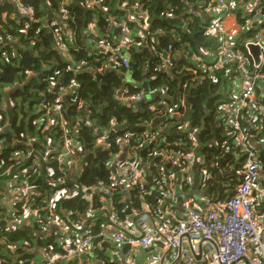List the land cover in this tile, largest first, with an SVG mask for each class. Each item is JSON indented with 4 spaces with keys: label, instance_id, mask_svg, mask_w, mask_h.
<instances>
[{
    "label": "built area",
    "instance_id": "1",
    "mask_svg": "<svg viewBox=\"0 0 264 264\" xmlns=\"http://www.w3.org/2000/svg\"><path fill=\"white\" fill-rule=\"evenodd\" d=\"M7 1L0 0V4ZM55 1L57 8L54 9L49 4L50 13L46 11L44 13L47 23L44 22L42 27L47 32L54 29V46L69 62L70 49L74 50L79 46L67 25V9L73 5L93 13L88 17L81 35L83 47L88 51L105 54L127 69L131 63L126 52L146 43L149 28L146 4L149 0L118 1L113 6L116 11L124 12V18L105 17L109 25L106 31H102L96 17L97 11L107 10L109 3L106 0H83L82 3L77 0ZM10 3L18 11L19 18L33 23L38 22L34 10L23 5L20 0H10ZM235 6L232 0H210V3L205 5L202 12L208 14L206 34L210 40L214 38L217 48L212 50L215 52L214 57L211 52L203 53V57L212 58L207 63H204L200 57L193 56V60L200 63L199 68L206 72L208 80L215 81L214 74L221 69H225L230 74L222 90L228 100L219 106L222 112V126L227 129L226 142L232 141L234 147L232 157L238 160L236 163L238 166L233 167L230 175L225 174L224 177L225 180L233 177L237 179L230 196L222 201L204 196L198 204L188 200V194H177L178 189L175 190L173 183L178 187L192 190L195 180L194 164H201V168L197 170V180L203 190L207 187L208 178L215 180L218 174L222 173L220 166H217V159L206 164L196 156L197 130L192 129L187 132L190 147L185 152L183 148L178 151L165 149L158 143L157 135L156 137L149 134L141 136L127 132L121 140H116L117 152L110 160L112 177L114 180L121 178L120 180L126 181L123 183L128 186L150 178V182H146L150 184L149 193L158 194L156 198L161 209L152 212L147 210V205L144 204V212L130 209L128 214L126 206L125 211L120 212L126 217L118 220V212L108 199L111 191L98 181L92 187L83 189L82 198L90 202L92 195H99V201L103 204L100 212L109 214L111 224L102 225L97 238L89 231L77 236L70 235L66 223L56 215L55 207L59 200L70 195L66 183L67 173L84 164L89 153L69 133L78 130L80 123H83L93 133L96 148L100 152H107L110 145L106 141V134L111 133L113 124L103 130L89 119L91 115L89 108L86 109V103L79 99L80 93L74 81L60 87L52 83L45 89L31 115L40 134L44 135L53 130L61 133L63 139L59 146L54 145L52 140L46 141L44 151L36 152L34 145H38L37 138H30L25 142L14 140L8 148L22 146L25 150L11 154L7 161L1 156L4 146L0 141V169L7 166L0 170V225H4V233L13 236L25 225L38 224L43 234L49 231L48 234L64 236L61 255L49 253L40 255L45 264L67 262L74 257L85 256L91 243L96 239L98 240L96 244L100 243L97 247L100 253H105L110 247H128L125 264H138L139 251L148 253L146 255L148 264H264V211H262L264 174L260 176L262 162L259 159L260 152L264 154V29L261 28V22L257 18L262 8L245 9L246 16L252 19L250 29L253 35L244 43L243 49L237 50L233 40V37H237V31L230 34L225 23L233 18L236 25ZM202 12L199 6H194L187 8L185 14L189 15L190 19L205 18L206 15ZM2 15H6V12ZM178 20L182 27L181 19ZM187 24L188 22L185 26ZM27 26L26 24L23 27L22 33ZM155 34L157 36L154 40H157L158 36L164 35V32L158 28ZM1 44L3 43L0 34V46ZM251 46L258 48L257 61L249 50ZM179 54L172 45H168L165 51L158 53L157 58L163 68H168ZM187 54L186 51L182 55L187 56ZM82 65L81 62H72L68 70L76 73ZM12 89L13 86L5 91L9 93ZM155 93L158 95V101L155 105L150 104L148 111L155 113L156 116L171 117L178 114L176 106L165 105L164 90L160 89ZM143 97L144 92L140 91L131 99L140 103ZM68 99H71L72 103H69ZM118 99L119 103L127 104V98L122 96ZM70 108L77 114L75 121L66 119ZM0 111L10 112V103L6 101ZM82 113L84 120L79 116ZM10 116L12 115L9 114V123L12 122ZM1 117L0 115V124ZM6 126V124L0 125V136L5 133ZM129 139H132V142L127 143ZM149 143H156L163 149L158 151L157 146L150 148ZM142 150H145L144 153L152 159L142 160L138 155ZM122 155L124 156L121 157ZM155 157L160 158L159 164L152 161ZM43 163L46 164L45 168H42ZM160 164L163 166L160 167ZM168 165L172 170H168ZM13 166L14 174L9 177ZM153 169L162 174L160 181L150 176ZM215 169L217 172L213 171ZM42 171L45 174L48 190L44 194H38L36 188L30 184V174L31 172L32 175L40 174ZM178 174L179 184H177ZM167 203L173 208L179 206L178 214L163 209ZM41 212L47 213L43 219L39 215ZM88 214L93 215L91 210ZM78 225L79 223L75 224L76 228H79ZM107 226L113 229V233L104 231ZM130 229L133 232H130ZM6 240L3 237L1 242L5 243Z\"/></svg>",
    "mask_w": 264,
    "mask_h": 264
},
{
    "label": "trees",
    "instance_id": "2",
    "mask_svg": "<svg viewBox=\"0 0 264 264\" xmlns=\"http://www.w3.org/2000/svg\"><path fill=\"white\" fill-rule=\"evenodd\" d=\"M20 1L23 5L34 10L38 22L33 23L22 18L10 19L14 15L13 7H8L7 10L0 9V31L6 39V43L0 46V108L6 101L10 103V112L0 111L2 116L0 125H7L4 128L5 133L0 136V141L4 146L1 154L2 158L8 161L11 154L25 150L22 146L8 148L14 143V140L25 142L30 138H37L38 145H34L36 152L44 151L43 147L46 141L52 140L54 145L59 146L63 139L61 133L58 130H53L44 135L40 134L31 115L34 107L41 100L45 89L52 83H56L60 87L74 81L78 86L77 91L80 93L79 99L86 103V109L89 108L91 114L89 119L103 130L113 124L111 133L106 134V141L110 145L107 152H100L96 148L94 135L85 124L80 123L78 130L69 133L89 153L84 164L78 169L67 173L66 183L70 195L59 200L55 207L56 215L66 223L70 235L77 236L89 231L97 238L101 226L111 224L109 214L100 212L103 204L99 201V195H92L90 202L82 198L83 189L92 187L98 181H101L111 191L108 199L118 212V220H123L126 217L125 214L120 213L126 209L123 193L127 195L132 210L142 213L145 211L144 204L147 205V210L152 212L161 209L158 199L149 193L148 184L136 183L129 186V190L124 192L118 185H115V180L112 177L110 160L117 152L116 140H121L127 132L141 136L145 130L149 133L154 132V129L148 131V124L156 118L153 112L148 111L144 106H138L139 103L131 99V97L142 91L140 88L130 87L125 94L121 91L126 86L124 82L126 75H129L136 82L141 81L143 77L147 78L149 88L153 92L160 89L164 90V103L166 106H176L178 115L182 114V119L188 117L190 130L195 129L198 131V148L195 154L204 163L208 164L214 159L221 158L226 152L232 154L234 147L231 140L226 142L227 129L222 126V112L219 110L221 103L228 100L223 95L222 90L230 74L225 69H221L214 74L215 81L208 80L206 72L199 68L200 63L193 60V56H197L204 63H207L209 60L207 57H203V53L217 48L216 42L213 41L214 38L210 40L206 34L208 14L202 12L205 5L210 3V0H149L146 4L149 15L146 43L139 48H131L126 52L131 63L127 69L122 67L120 62L112 61L109 56L90 52L83 47L84 43L81 42L82 31L88 22V17L93 13L75 5L67 9L68 29L74 34L79 45L74 50L70 49L68 54L71 61L69 62L54 46V29L47 32L42 27L45 18L44 13L41 11L42 1ZM77 1L83 2V0ZM106 1L109 3L107 10L105 12L97 11L98 14L96 15L102 31H106L109 26L105 17L115 16L120 18L122 16L124 18V12L116 11L113 6L122 0ZM232 1L236 4L234 15L236 26L239 28L234 42L236 49L240 50L244 48V43L249 41L253 35L250 29L252 19L246 16L245 9L262 8V12L257 18L261 22V28L264 29V1ZM50 5L54 9L57 8L55 0H51ZM194 6H199V10L207 18L205 16V18L190 19V16L186 15L185 12L187 8ZM3 12H6L5 19L2 18ZM178 19H181L182 27L179 26ZM187 22L188 24L185 26ZM26 24L28 26L22 33ZM158 28L163 30L164 35L158 36L159 38L154 40L157 36L155 30ZM168 45H172L174 50L180 54L168 68H163L157 55L165 51ZM186 51L188 52L187 56L182 55ZM72 62L83 64L76 73L68 70ZM96 75H99V78ZM11 86H13V89L7 93L5 90ZM124 95H126L127 104L118 102V97L121 98ZM68 102L72 103V100L68 99ZM11 103L13 106H11ZM9 114L13 117L11 123L8 121ZM76 115L70 108L67 111L66 119L75 121ZM79 116L83 120L85 119L83 113ZM176 120L175 123H169V130L163 131L162 135L157 137V140L167 145L181 144L182 150L185 152L190 147V143L187 134H174L173 131H177L179 127L181 130L182 126ZM134 140L137 142V139L134 138ZM130 142H132V139H129L127 143ZM39 144L41 145L39 146ZM156 146L158 151L163 149L156 143H149L150 148ZM129 149L132 150L131 146H129ZM36 155L39 156V154ZM138 155L144 161L152 159L148 158L147 153L141 156L139 152ZM230 159L232 160L231 157L227 158L224 163L229 162ZM152 161L155 164L161 162L159 157H155ZM162 166L160 164V167ZM45 167L46 164L43 163L42 168ZM167 167L168 170H172L169 165ZM14 171L15 167L13 166L9 177L14 174ZM30 175V184L36 188L38 194H44L48 190L44 172L33 175L31 172ZM150 176L158 181L162 178V174L155 169H153ZM226 183L229 184V188L233 189L237 184V179L235 177L226 179ZM173 186L175 190L178 189L176 183H173ZM208 192L207 196L218 191H216V188L210 187ZM217 196L216 201H222L230 195L224 196L222 192H218ZM177 208L171 207L168 203L163 207V209L173 213H177ZM90 210L93 214L91 216L88 214ZM39 215L43 219L47 213L41 212ZM77 223H79V228L75 226ZM4 228V225L1 224L0 264H31L36 256L35 251L37 256L42 253L58 255L63 253L61 243L65 237L48 234L49 231H45L43 234L41 233L43 230L38 224L25 225L13 236L4 233ZM3 237L7 239L5 243L1 242ZM95 254L97 260H101L103 264H116L111 263L110 259L98 250ZM56 264L61 263L57 262Z\"/></svg>",
    "mask_w": 264,
    "mask_h": 264
},
{
    "label": "crops",
    "instance_id": "3",
    "mask_svg": "<svg viewBox=\"0 0 264 264\" xmlns=\"http://www.w3.org/2000/svg\"><path fill=\"white\" fill-rule=\"evenodd\" d=\"M41 1H43L42 2L41 11L43 13L49 12L50 11L49 4H50V1L51 0H41ZM0 5H1L0 6V9L1 10L2 9L7 10L8 7H11V8L13 7V9H14V15L11 16L10 19H13V20L19 19L20 16L19 15L18 16L16 15V13H15V10L16 9H15V7L13 5H11L10 0H8L7 2H3ZM5 17H6V15H4L2 18L5 19ZM44 22H46V15H45V18H44ZM225 23H226V26H227L230 34H234L235 31H239V28L235 25V20L233 18L228 19ZM236 38L233 37V40H235ZM90 52H93V51L91 50ZM210 52H211V54L214 57L215 52H212V51H210ZM205 53H207V52H205ZM208 60L211 61L212 58L209 57ZM124 82L126 83L125 84L126 86L124 88H122V90H121L124 94L126 93V91L130 87L135 88V89L140 88L142 91H144L143 101L140 102L138 106H140V107L141 106H144L145 108L148 109V106L150 104L155 105L157 103L158 96L157 95L155 96V92H153L149 88V80L147 78H144L143 77V79L141 81L136 82V81L132 80L129 75H126L125 76V79H124ZM124 97H126V95H124ZM162 112H164L163 108H162ZM180 115L182 116V114H179V115L178 114H175L174 116L172 115L171 117L164 116V115L156 116V118L154 120H156L158 118H161L163 116V117H166V121H164V122H157L155 125H152L153 124V120L150 121L149 124H148L149 125L148 126V131H153V129H154V132L149 133V132H147L145 130V132L142 134V136L143 135L146 136V134H148V133H149L150 136H154V137H156V135L157 136L162 135V132L163 131L169 130L168 129V126H170L169 123H175L174 121L176 119H177L176 121H178L180 124H182V126H181L182 127L181 129L182 130H180V127H179L177 131L176 130L173 131L174 134H177L178 135V134L184 133L183 132L184 131L183 124L186 121H185V119H182V117L179 118ZM183 117H184V115H183ZM172 145H176V146H179V147L182 148V145L181 144L180 145H178V144H172ZM256 147H258V146H256ZM229 157L233 158L231 153L226 152L221 158H218L217 159V163H218L219 160H221V163H220V171L223 174H226V175L227 174L230 175L231 170H233V167H235L236 166V163H238V160H236L235 162L232 163V160L231 159H230L229 162H225L224 163V161L227 158H229ZM200 166H201V164H199V165L198 164H194V166H193V168H194L193 177L195 178V180H194V184H193V186L191 188L192 190L191 191L189 190L190 192L188 193V196H187V199L188 200H190V201L192 200V201H194V202H196L198 204H200V201L202 200L201 198H204V196H207V194H208V192L207 193H203V189H202V186L201 185H197V186L194 187L195 181L197 180V170L199 168H201ZM213 171L217 172L216 169L213 170ZM120 179L121 178L115 179V185H118L124 192L128 191L129 190V186L126 185V184H124L126 181H123V180L121 181ZM217 180L218 179L215 178V181H217ZM146 182L147 181H145V180H139L137 183H142V184L145 185V184H147ZM217 183L219 184V187L220 188L218 186H216L215 187L216 188V191L222 192L224 196H226L227 194L228 195H231L233 189L232 188H229V184L226 183V180L224 178L221 181H218ZM263 183H264V181H263ZM179 188H181V187H178L177 194H182L183 192L181 193L179 191ZM218 192H212L208 196L210 198H212V199H216V198H218V196H217V193ZM123 194H124V197H123L124 198V202L129 201L128 198H127V195L125 193H123ZM129 203H130V201H129ZM177 210L178 211H177L176 214H178V212H179V206H178ZM262 211H264V208H262ZM104 231L105 232H108V233H113V229L110 226H107L104 229ZM130 232H133V230L130 229ZM38 235H40V234H38ZM94 242H95V240H94ZM94 242L91 243V246L88 249V252H86L85 256H78L77 259H75L74 261H72L70 263H73V264H85V263L86 264H103L101 260H97V258L95 257V256H97L95 254V252L97 251L98 244H100V243L94 244ZM125 248H126L125 246L124 247H120V248L110 247V248L107 249V251L104 254L103 253L102 254L104 256H106L108 259H110V262L111 263L125 264L126 254L129 251V248H126V249ZM34 253L36 254V256L32 260V263L31 264H45L46 263L45 261H43V259H42L41 256H37L36 251ZM147 254L148 253L147 252H144V251H139L138 252V264H148L146 262V255ZM59 263H61V264H70V263L62 262V261H60Z\"/></svg>",
    "mask_w": 264,
    "mask_h": 264
},
{
    "label": "water",
    "instance_id": "4",
    "mask_svg": "<svg viewBox=\"0 0 264 264\" xmlns=\"http://www.w3.org/2000/svg\"><path fill=\"white\" fill-rule=\"evenodd\" d=\"M15 13H16L17 16L19 15L17 10H15ZM171 21H172V20H171ZM179 26H181V24H179ZM0 34H1V37H2V43H3V44L6 43L5 35H4L1 31H0ZM167 35H168V34H167ZM50 37H51V36H50ZM249 50H250V52L253 54L255 61H257V52H258V48L255 47V46H251V47L249 48ZM96 77L99 78V75H97ZM11 121H12V116H10V122H11ZM164 121H166V117H161V118H158V119H156V120H153V124H152V125H155L157 122H164ZM161 146L164 147L165 149L173 150V151H178L179 149H181V147H179V146H176V145H167V144H165L164 142L161 144ZM144 152H145V150H142V151H141V156L144 154ZM123 156H124V155H122L121 157H123ZM259 159H260V161L262 162V170H261V172H260V176H262V175L264 174V154L261 153V152H260V154H259ZM220 163H221V160H219L218 163H217V166H218V167L220 166ZM224 177H225V174L219 173V174H218V178H216V179H218L217 181H215V180L212 179V178H208V179H207V182H206L207 187L205 188V190H203V193H207V192L209 191V188H210V187H214V188H215L216 186L219 187V184H218L217 182H218V181H221ZM150 180H151L150 178L147 179L148 182H150ZM179 181H180V176H179V174H178V182H177V184H179ZM197 185H198V180L195 181V185H194V187L197 186ZM148 186H150V184H149ZM219 188H220V187H219ZM208 193H209V192H208ZM152 196L157 197L158 194H156V193H152ZM125 204H126L127 209H128V210H127V213L129 214V213H130V203H129V201H126ZM97 241H98V240L96 239L95 242H94V244H96ZM126 248H128V247H126ZM126 248H125V249H126ZM75 259H77V257L72 258L71 260L67 261V263H70V262L74 261ZM197 259H198V257H197Z\"/></svg>",
    "mask_w": 264,
    "mask_h": 264
},
{
    "label": "rangeland",
    "instance_id": "5",
    "mask_svg": "<svg viewBox=\"0 0 264 264\" xmlns=\"http://www.w3.org/2000/svg\"><path fill=\"white\" fill-rule=\"evenodd\" d=\"M157 94L155 93V96H156ZM158 96V95H157ZM180 117H181V115H180ZM179 117V118H180ZM185 121L186 122H184V124H183V127H184V134H186L189 130H190V127H189V125H188V117H186L185 118ZM182 128V127H181ZM182 130V129H181ZM159 144H162L161 142H158ZM214 145H215V143H214ZM237 159L235 158V157H233V160H232V162H235ZM179 191L182 193H184V194H188L189 193V189L186 187H184V188H179Z\"/></svg>",
    "mask_w": 264,
    "mask_h": 264
}]
</instances>
